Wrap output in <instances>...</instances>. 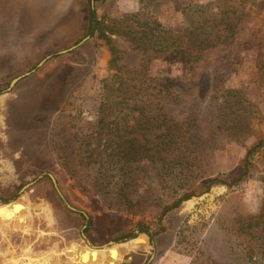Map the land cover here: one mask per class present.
I'll return each mask as SVG.
<instances>
[{
	"label": "rangeland",
	"instance_id": "1",
	"mask_svg": "<svg viewBox=\"0 0 264 264\" xmlns=\"http://www.w3.org/2000/svg\"><path fill=\"white\" fill-rule=\"evenodd\" d=\"M10 2L0 0V264H77L96 246L117 253L88 264H246L253 242L240 226L264 199V0ZM90 8L104 23L138 16L179 34L234 9L237 26L194 62L146 56L118 33L114 55L89 32Z\"/></svg>",
	"mask_w": 264,
	"mask_h": 264
},
{
	"label": "trees",
	"instance_id": "2",
	"mask_svg": "<svg viewBox=\"0 0 264 264\" xmlns=\"http://www.w3.org/2000/svg\"><path fill=\"white\" fill-rule=\"evenodd\" d=\"M228 11V9H227ZM227 11H223L220 9V17L215 21L213 19L212 23L209 25V29L205 32L203 29L205 25L204 23L195 30H190L189 32H182V34L174 33L170 27L164 26L162 23L158 21H145L138 18V16H124L121 20L112 19L110 23H104L102 19H97L95 12L93 9H89V32H97L98 37L104 39L106 44L109 47V50L112 54H122L123 51L118 49L112 42L111 35L112 34H124L135 47L142 50V53L146 56H150L152 54L166 53L169 51L174 52L177 55H180L187 62H194L200 58L202 50L204 48H211L220 43L227 42L228 38L232 37L233 31L237 26V20H235V10L231 9L232 14H227ZM218 14H216L217 16ZM129 21V22H125ZM201 21H199L200 23ZM203 22H207V20L203 19ZM187 40L183 43L184 37L187 35ZM186 44V48L185 45ZM189 45L191 47L194 46L195 50L189 49ZM262 65L260 68L262 69V75L264 76V60L261 61ZM118 71H121V67H117ZM126 72V71H123ZM123 72L119 75L114 74L112 77H120V81L123 77ZM128 72V71H127ZM126 81V80H125ZM119 85V84H118ZM112 86V85H111ZM120 88H116L115 90H108L111 92L110 94H114V91H118ZM168 125L169 122L174 123L171 119H164ZM148 120L145 123H149ZM176 123H174L175 125ZM170 128V127H169ZM168 132V133H167ZM169 129L166 130V133H161L162 137L164 135L170 136L169 142L173 140V134H169ZM263 140L258 141L247 151V155L250 156L253 151L258 148ZM168 145V144H167ZM132 148L131 144L127 146H122L121 150L126 154V156H130V149ZM166 148L163 147L159 150L158 153L164 151ZM145 150L144 155L156 159H160V156L156 154L148 155ZM123 158V157H121ZM182 162V161H181ZM252 165V163L246 159L245 166L242 170L241 174H246L248 172V167ZM121 197L124 199L125 204H127L128 208H135L134 203L125 195L121 194ZM189 198V194H184L182 197L174 201L171 205H166L163 207L162 214L172 208L176 207L181 200ZM129 204V205H128ZM251 229H256L257 232L254 233ZM240 231L244 233L252 242L253 245H246L245 256H246V264H264V199L260 208V211L256 215H250L245 220H243ZM134 239V238H131ZM129 240V239H128ZM257 255V256H256ZM259 256V257H258Z\"/></svg>",
	"mask_w": 264,
	"mask_h": 264
},
{
	"label": "crops",
	"instance_id": "3",
	"mask_svg": "<svg viewBox=\"0 0 264 264\" xmlns=\"http://www.w3.org/2000/svg\"><path fill=\"white\" fill-rule=\"evenodd\" d=\"M11 2H10V5L12 6L13 5V3H14V0H10ZM138 237V235L137 236H135L134 238H137ZM95 250H91L90 252H87V251H78L77 253H75V254H73V256H76V257H74L75 259H77L76 260V262H77V264H88V258L91 256V255H95V256H97V258H98V261H100V262H103V259H105L104 257H102V256H100V254L98 253L99 251H101V250H105V251H103V252H105L104 254V256H107V255H110L111 254V252H114V253H117L116 252V250H115V248L113 249V250H115V251H109L107 248L108 247H105V246H96V247H93ZM96 249H98V250H96ZM96 252L95 254L93 253V252ZM103 258V259H102ZM107 261L105 260V263H103V264H108L109 262H107Z\"/></svg>",
	"mask_w": 264,
	"mask_h": 264
},
{
	"label": "water",
	"instance_id": "4",
	"mask_svg": "<svg viewBox=\"0 0 264 264\" xmlns=\"http://www.w3.org/2000/svg\"><path fill=\"white\" fill-rule=\"evenodd\" d=\"M77 46V44L76 45H73V46H71L70 48H68V49H65V50H62L61 52H65V51H68V50H71L72 48H74V47H76ZM47 57H50V56H47ZM46 57V58H47ZM44 61H45V59H42L39 63H38V65H42V63H44ZM30 72H26V73H24V74H22V75H19V76H17V77H15V78H13L12 80H11V82H10V87L11 86H13L20 78H22L23 76H25V75H28ZM50 175V174H49ZM50 177H51V179L53 180V182L55 183V180H54V178H53V176L52 175H50ZM68 205V204H67ZM70 208H72L70 205H68ZM137 233H139V231H137ZM111 242H113V241H111ZM111 242H109V243H111ZM114 243V242H113ZM89 245H91V246H96V245H93V244H89ZM151 257H152V255H151ZM150 257V258H151ZM150 260V259H149Z\"/></svg>",
	"mask_w": 264,
	"mask_h": 264
}]
</instances>
